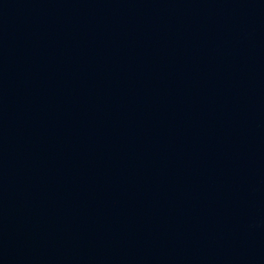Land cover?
Instances as JSON below:
<instances>
[{
  "label": "water",
  "instance_id": "1",
  "mask_svg": "<svg viewBox=\"0 0 264 264\" xmlns=\"http://www.w3.org/2000/svg\"><path fill=\"white\" fill-rule=\"evenodd\" d=\"M0 264H264V0H0Z\"/></svg>",
  "mask_w": 264,
  "mask_h": 264
}]
</instances>
